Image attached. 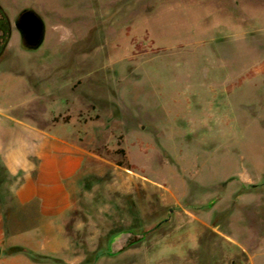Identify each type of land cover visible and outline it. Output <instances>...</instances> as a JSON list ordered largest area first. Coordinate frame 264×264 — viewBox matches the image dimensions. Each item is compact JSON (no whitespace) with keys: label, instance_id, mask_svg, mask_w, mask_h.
<instances>
[{"label":"rangeland","instance_id":"obj_1","mask_svg":"<svg viewBox=\"0 0 264 264\" xmlns=\"http://www.w3.org/2000/svg\"><path fill=\"white\" fill-rule=\"evenodd\" d=\"M0 3L13 23L24 8L46 23L39 49L16 27L8 40L0 113L84 158L56 219L0 208L1 256L264 264V0ZM15 183L0 163V190Z\"/></svg>","mask_w":264,"mask_h":264},{"label":"crops","instance_id":"obj_2","mask_svg":"<svg viewBox=\"0 0 264 264\" xmlns=\"http://www.w3.org/2000/svg\"><path fill=\"white\" fill-rule=\"evenodd\" d=\"M4 14L12 27L7 37L10 40L15 26ZM7 44L8 41L6 50ZM83 160L81 148L64 135L27 123L16 115L0 113V163L16 181L10 190H0V208L17 207L21 218L26 216L37 222L30 225L34 227L47 219H56L71 207V183L81 173ZM3 255L0 264L38 263L25 251Z\"/></svg>","mask_w":264,"mask_h":264},{"label":"water","instance_id":"obj_3","mask_svg":"<svg viewBox=\"0 0 264 264\" xmlns=\"http://www.w3.org/2000/svg\"><path fill=\"white\" fill-rule=\"evenodd\" d=\"M0 7L2 8L1 3ZM14 26L18 28L25 48L36 50L43 45L46 23L43 17L34 9H22L16 18Z\"/></svg>","mask_w":264,"mask_h":264},{"label":"flooded vegetation","instance_id":"obj_4","mask_svg":"<svg viewBox=\"0 0 264 264\" xmlns=\"http://www.w3.org/2000/svg\"><path fill=\"white\" fill-rule=\"evenodd\" d=\"M0 26L4 30V34L0 36V58L6 50V43L8 41L7 37L9 35L10 29H12L11 24L7 16L4 14L3 9L0 7Z\"/></svg>","mask_w":264,"mask_h":264},{"label":"trees","instance_id":"obj_5","mask_svg":"<svg viewBox=\"0 0 264 264\" xmlns=\"http://www.w3.org/2000/svg\"><path fill=\"white\" fill-rule=\"evenodd\" d=\"M121 152L123 153V154H125V150L124 149H121ZM17 251H22V248H20L19 246H17L15 249H13V250H11L9 253H14V252H17ZM29 254H31V256L33 257V258H35L36 260H38L40 257V255H37V254H34L33 252H31V251H27Z\"/></svg>","mask_w":264,"mask_h":264}]
</instances>
